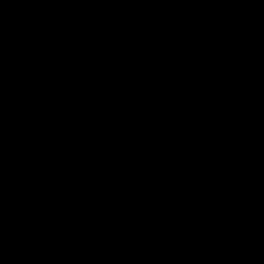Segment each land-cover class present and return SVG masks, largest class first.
Masks as SVG:
<instances>
[{
    "label": "water",
    "instance_id": "obj_1",
    "mask_svg": "<svg viewBox=\"0 0 264 264\" xmlns=\"http://www.w3.org/2000/svg\"><path fill=\"white\" fill-rule=\"evenodd\" d=\"M0 264H264V0H0Z\"/></svg>",
    "mask_w": 264,
    "mask_h": 264
}]
</instances>
